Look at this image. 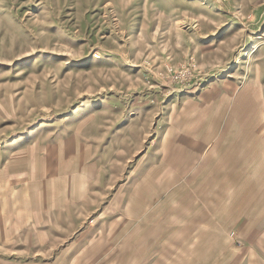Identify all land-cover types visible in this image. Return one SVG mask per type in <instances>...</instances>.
<instances>
[{
    "label": "rangeland",
    "instance_id": "374dc122",
    "mask_svg": "<svg viewBox=\"0 0 264 264\" xmlns=\"http://www.w3.org/2000/svg\"><path fill=\"white\" fill-rule=\"evenodd\" d=\"M0 264H264V0H0Z\"/></svg>",
    "mask_w": 264,
    "mask_h": 264
},
{
    "label": "crops",
    "instance_id": "0c3cea01",
    "mask_svg": "<svg viewBox=\"0 0 264 264\" xmlns=\"http://www.w3.org/2000/svg\"><path fill=\"white\" fill-rule=\"evenodd\" d=\"M255 210H256V209H255ZM249 214H250V213H249ZM249 214L247 213L246 216L249 217ZM251 214H252V215H250V217H254V216L256 215V213H253V212H252Z\"/></svg>",
    "mask_w": 264,
    "mask_h": 264
}]
</instances>
